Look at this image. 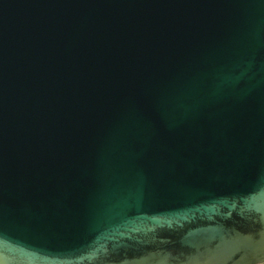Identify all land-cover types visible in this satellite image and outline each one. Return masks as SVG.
Segmentation results:
<instances>
[{"label":"water","instance_id":"obj_1","mask_svg":"<svg viewBox=\"0 0 264 264\" xmlns=\"http://www.w3.org/2000/svg\"><path fill=\"white\" fill-rule=\"evenodd\" d=\"M264 262V0H0V264Z\"/></svg>","mask_w":264,"mask_h":264},{"label":"crops","instance_id":"obj_2","mask_svg":"<svg viewBox=\"0 0 264 264\" xmlns=\"http://www.w3.org/2000/svg\"><path fill=\"white\" fill-rule=\"evenodd\" d=\"M259 264H264V262H262V263H259Z\"/></svg>","mask_w":264,"mask_h":264}]
</instances>
